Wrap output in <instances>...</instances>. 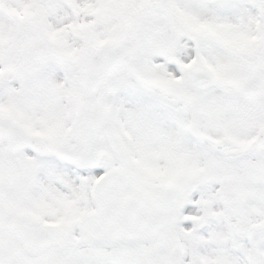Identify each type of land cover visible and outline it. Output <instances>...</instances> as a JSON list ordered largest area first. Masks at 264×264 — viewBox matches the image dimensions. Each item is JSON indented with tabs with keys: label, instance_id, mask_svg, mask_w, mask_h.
<instances>
[{
	"label": "snow or ice",
	"instance_id": "snow-or-ice-1",
	"mask_svg": "<svg viewBox=\"0 0 264 264\" xmlns=\"http://www.w3.org/2000/svg\"><path fill=\"white\" fill-rule=\"evenodd\" d=\"M0 264H264V0H0Z\"/></svg>",
	"mask_w": 264,
	"mask_h": 264
}]
</instances>
